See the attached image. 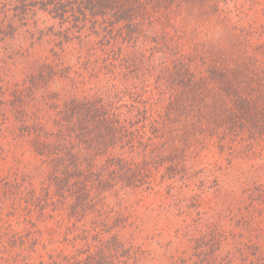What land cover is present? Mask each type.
Here are the masks:
<instances>
[{"label": "trees", "instance_id": "1", "mask_svg": "<svg viewBox=\"0 0 264 264\" xmlns=\"http://www.w3.org/2000/svg\"><path fill=\"white\" fill-rule=\"evenodd\" d=\"M5 3L16 14L0 19V41L6 25L21 40L39 12L58 28L38 27L53 57L33 58L13 93L0 90V165L33 154L29 171L0 175V264H264L262 250H247L260 249L247 233L222 236L235 249L223 254L206 244L190 250L191 240L141 242L140 215L121 208L138 206L130 190H152L157 177L175 193L177 182L190 184L214 145L230 158L229 168L212 162L215 179L239 178L234 161L249 145L240 141L264 140V0ZM90 72L106 79L93 82L92 95L81 93ZM57 76L56 93L71 98L47 121L42 102L22 100ZM246 191L239 201L260 210L246 228L264 232V186ZM50 221L73 224L74 249L46 230Z\"/></svg>", "mask_w": 264, "mask_h": 264}, {"label": "rangeland", "instance_id": "2", "mask_svg": "<svg viewBox=\"0 0 264 264\" xmlns=\"http://www.w3.org/2000/svg\"><path fill=\"white\" fill-rule=\"evenodd\" d=\"M5 2L6 0L4 2L0 0L1 20L5 19L6 16L8 17L7 19L13 18L12 16L16 14V10H13L12 6H8ZM55 23L58 28L57 21L53 20L48 14L39 12L36 17L29 19L28 24L20 28L23 35L21 40H18L19 37H13L9 25H6L8 37L4 41H0V87L3 88L0 90H7V95L11 92L13 93L17 83L23 82L24 73L28 71L33 58L53 57V45L46 42L45 39L42 43H39L42 33L38 31V27L47 28ZM103 49L100 48L98 51L101 57L105 56ZM86 78L84 77L85 81H83L81 87L83 89L81 93L83 94H93V82L100 81L102 83L106 81L103 76H91V72L86 74ZM108 78L107 76V80ZM59 79L58 76L55 77L49 85L40 88L38 93L30 97L25 95L22 100L23 103L31 102L28 108L35 107L39 102H42L40 103L42 104V111L44 110L42 114L47 121H51V114L56 110L53 106L62 108L71 98L68 94L56 93ZM2 96V93H0V98ZM2 139L3 134H0V142ZM10 141H12L11 138L4 141V143L7 144ZM240 142L249 145L244 147L237 144L238 148L244 147L243 151L245 153L234 161L235 175L239 172L237 180L227 179V175L222 176L221 171V179H215L219 178L218 173L213 174L209 171L214 165H212V162H216L220 158L223 166L229 168L227 165L228 159H226V157L229 158L228 154H226L228 151L221 153V148L214 145L212 149L209 147L204 152V158L198 164V170L204 167L205 171L197 173L190 184L186 181L177 182L175 184L178 188L176 193L173 192L174 189L166 186L168 182L161 183L162 178L160 177H157L156 183L158 185L152 190L146 189V186H141L136 191L134 189L130 190V201L140 199V203L138 206L128 207L125 205L128 208H121L126 213L131 212L132 214L140 215L138 220H142L143 226L141 229V242L146 237L148 240L152 239L151 241L154 244L160 241L164 243L172 241L175 246L179 242L189 244L191 240L193 244L192 246L190 245V250H201L203 246L200 249H198V246L206 244L203 247L204 249L216 250L218 248V252L223 254L227 250L235 249L231 248V245L227 243H220L222 236L228 235L230 239H242L243 236L250 234L255 237L254 242L260 246V249L258 247H249L247 250H259V252L262 250V255L264 256V242L262 243L260 240L264 239V232L261 231L262 229H258L255 224L253 225L254 230L246 228L250 217L255 214L259 216L260 210L252 209L250 198L245 201H239L240 196L246 195L248 197L249 192L246 190H248L249 185L260 186L263 184L264 186V140H242ZM25 146L29 148L28 138L25 140ZM31 156L33 154H28L27 152L23 156L24 159L21 156V161L19 158L7 156L5 164L0 165V175L7 176V174L12 172H24L25 169L29 171L30 169L28 170V168L33 165H31ZM190 162L191 160H188L189 167L191 165ZM161 185L163 187L160 188ZM159 188L160 191L158 192ZM132 219L135 220V218ZM111 221H115L112 216ZM51 228L59 235L58 239L62 244L70 245L69 248L74 249L72 247L74 245L73 238L77 231H70L75 228L71 222L63 227V224L55 225L50 221L46 226V230L49 231ZM66 228L70 229L67 230ZM59 231L62 232L59 233ZM105 236L108 235L105 234ZM63 239L66 240L64 241ZM95 241H97L96 237L93 238L92 242ZM93 251L96 252L97 250Z\"/></svg>", "mask_w": 264, "mask_h": 264}]
</instances>
